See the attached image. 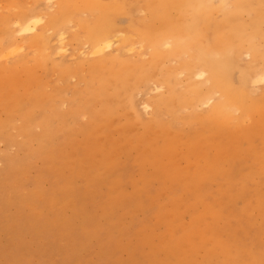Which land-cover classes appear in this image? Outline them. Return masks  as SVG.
<instances>
[{
	"label": "rangeland",
	"instance_id": "rangeland-1",
	"mask_svg": "<svg viewBox=\"0 0 264 264\" xmlns=\"http://www.w3.org/2000/svg\"><path fill=\"white\" fill-rule=\"evenodd\" d=\"M13 1L0 0V13L14 14ZM128 25L118 18L122 36ZM71 26L66 41L79 49L60 60L65 67L36 64L32 50L16 68L4 69L11 61L0 59V124L12 122L0 127V264H264L262 109L222 126L223 139L166 112L162 119L183 132L161 134L148 127L154 115L143 104L159 93L161 69L135 90L141 119L124 106L108 116L91 93L88 61L79 64L85 50L73 35L86 42V31ZM134 42L137 51L125 55L132 60L146 47ZM249 59L244 54L242 64ZM186 74L177 89L186 87ZM250 86L261 100L264 85ZM48 104L57 113L42 127ZM32 106L33 131L50 134L46 146L20 132ZM17 159L22 165L9 174Z\"/></svg>",
	"mask_w": 264,
	"mask_h": 264
},
{
	"label": "bare ground",
	"instance_id": "bare-ground-1",
	"mask_svg": "<svg viewBox=\"0 0 264 264\" xmlns=\"http://www.w3.org/2000/svg\"><path fill=\"white\" fill-rule=\"evenodd\" d=\"M8 8L16 12L0 13V59L11 61L4 69L30 61V50L32 61L38 65L46 66L51 61L65 67L66 61L60 60L76 55L79 49H71L66 41L71 24L77 22L86 31V42L80 35H73L85 50L79 64L84 66L88 61L90 78L95 82L91 93L95 100L104 101L103 113L112 116L124 106L141 119L135 90L162 69L165 73L154 87L159 93L143 103L144 109L154 115L147 123L149 128L159 126L161 134L177 137L183 132L179 125L175 131L171 121L162 119V114L169 112L183 123L206 125L202 127L204 132L223 139L222 126L244 122L253 111L262 109L256 126L258 132L263 131L264 139V96L258 101L250 86L264 85V0H34L30 7L23 0H15L8 3ZM144 12L143 17L137 15ZM219 13L223 16L216 18ZM247 14L251 15L248 21ZM121 16L129 19L126 36L118 27ZM135 38L146 47L132 60L125 55L137 51ZM244 54L250 59L242 64ZM236 69L240 71L238 79L234 76ZM183 72L187 73L186 87L179 90V73ZM164 87L166 95L161 92ZM199 106L207 108L198 110ZM35 108L25 112L19 129L46 146L50 134L41 136L33 131ZM43 108L47 122L39 125L51 126L54 119L50 116L56 111L49 104ZM186 109L191 112L183 113ZM66 116L62 113L60 118ZM11 123L4 121L0 127L6 129ZM12 162L8 164L9 174L23 161Z\"/></svg>",
	"mask_w": 264,
	"mask_h": 264
}]
</instances>
